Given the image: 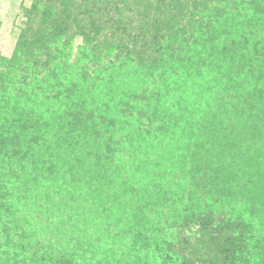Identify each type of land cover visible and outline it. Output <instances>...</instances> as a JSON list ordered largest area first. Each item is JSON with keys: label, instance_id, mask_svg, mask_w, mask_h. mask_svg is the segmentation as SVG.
Here are the masks:
<instances>
[{"label": "trees", "instance_id": "obj_1", "mask_svg": "<svg viewBox=\"0 0 264 264\" xmlns=\"http://www.w3.org/2000/svg\"><path fill=\"white\" fill-rule=\"evenodd\" d=\"M23 14L0 56V264H264V0ZM117 180L124 196L93 193ZM69 192L119 204L118 222L72 211Z\"/></svg>", "mask_w": 264, "mask_h": 264}, {"label": "rangeland", "instance_id": "obj_2", "mask_svg": "<svg viewBox=\"0 0 264 264\" xmlns=\"http://www.w3.org/2000/svg\"><path fill=\"white\" fill-rule=\"evenodd\" d=\"M72 3L74 5V10H75V7H77V2L74 3L73 1ZM29 5H30V0H0V56L10 57L12 55L15 49V46H16V41H17L18 33L20 32V28L24 27L25 25V18H24L23 10L27 8ZM70 10L73 11L72 9ZM82 43H83L82 37L78 36L75 38V41L73 44V55L76 54L78 46L82 45ZM106 62L107 61L99 62L94 65L98 72H101V71L104 72V77L107 76L106 74L107 68H105ZM111 67L112 69L114 68L113 65ZM110 70L111 69L109 68L108 72ZM93 72L95 71L93 70ZM120 73H124V71ZM120 79H121V76L119 74L118 81ZM102 145L105 146V144L103 143ZM112 168L113 167L111 166L109 168V171H111ZM106 174L111 175V173H106ZM106 187L108 188L109 186H107L106 184L103 185L101 183L95 184V188H94L95 191L93 193L95 194V196H98L101 193L103 195H108L110 192L111 194L120 195V196H124L125 194V189H124L125 183L122 180L120 181L117 180L115 186L112 187L111 189L109 188V190ZM132 198L134 197L125 196L123 200L125 202L127 201V199L129 200V202H126V204H129L132 201H136V200L142 206L145 204V201H143L142 198H139V199L134 198L133 200ZM59 199L64 205H66L72 211L74 209H78L80 212H83L84 214H85V211L89 209L88 207L90 208L93 207L94 217H92V215L88 213L85 215L89 220L93 221L94 219L101 226H106L105 224L108 219H111L113 223H117L121 215V209L120 208L118 209L119 204H113V207L111 206V204H105L104 206L97 209L96 207L98 204L96 205H94L95 203L92 204V200L91 199L88 200L87 197H86L87 201H85V199L82 196H78L77 192L76 193L69 192L68 194H64V197H60ZM133 206H136V205H133ZM132 207H130V209H132ZM146 210H148L147 207H146ZM26 211L31 212L32 210L27 209ZM55 213L59 214L61 212H58V210L56 209ZM130 218H132V216ZM129 220H125L126 225H128ZM87 226L90 227V225H87ZM115 226H116L115 224L112 225V227L110 228L111 231L114 234L122 236L125 233L126 228L124 226H121L117 229ZM110 245L116 246V247L118 246V244L113 243L112 241L110 242Z\"/></svg>", "mask_w": 264, "mask_h": 264}]
</instances>
